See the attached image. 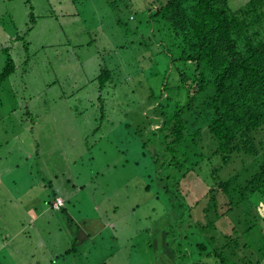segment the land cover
Here are the masks:
<instances>
[{
  "label": "rangeland",
  "instance_id": "1",
  "mask_svg": "<svg viewBox=\"0 0 264 264\" xmlns=\"http://www.w3.org/2000/svg\"><path fill=\"white\" fill-rule=\"evenodd\" d=\"M139 1L0 0V75L8 54L16 66L0 85V264H172L165 233L174 228L176 249L206 220L218 158L183 181L184 219L173 209L165 216L166 202L145 189L151 160L143 143L159 117L149 96L163 91L174 108L187 94L164 91L168 42ZM248 1L229 3L238 10ZM103 68L112 79L101 87ZM171 79L178 87V75ZM55 193L68 201L58 196L59 210ZM232 225L220 219L218 235L232 234ZM197 239L186 244L191 262L200 259Z\"/></svg>",
  "mask_w": 264,
  "mask_h": 264
},
{
  "label": "trees",
  "instance_id": "2",
  "mask_svg": "<svg viewBox=\"0 0 264 264\" xmlns=\"http://www.w3.org/2000/svg\"><path fill=\"white\" fill-rule=\"evenodd\" d=\"M144 3L153 33L168 42L163 53L172 72H167L163 89L176 88L187 94L186 102L174 108L170 97L163 100V91L159 96L152 91L149 96L150 103H157L151 114L159 117L150 118L143 143L144 155L151 160L145 189L154 190L166 202L165 216L173 209L184 219L190 207L181 192L183 181L199 172L205 162L219 159L210 170L213 184L203 208L206 220L195 225L198 232H190L184 245L176 249L172 248L177 242L174 228L165 233L170 242L164 245L172 264H205L206 257L219 264H262L264 0H249L238 10L231 8L229 0ZM134 5L129 2L125 7L135 10ZM7 62L0 85L16 71L9 54ZM100 72L104 87L112 75L107 68ZM173 73L179 77L178 87L172 85ZM153 124L159 128L153 129ZM223 198L225 212H221ZM224 217L233 224L232 234L220 237L217 223ZM255 231L259 240L252 235ZM193 235L198 237L193 257L199 252L200 259L191 262L185 248L192 245L189 238Z\"/></svg>",
  "mask_w": 264,
  "mask_h": 264
},
{
  "label": "crops",
  "instance_id": "3",
  "mask_svg": "<svg viewBox=\"0 0 264 264\" xmlns=\"http://www.w3.org/2000/svg\"><path fill=\"white\" fill-rule=\"evenodd\" d=\"M5 44H6V43H5ZM2 116H4V114H3ZM58 196H60V197H62V198L64 199V197H63L62 195H60V193H59V194H58V193H55V194H54V200H53V202L55 201V198H57ZM64 200H65V202H68V201H66V199H64ZM53 202H52V203H53ZM45 203H47V201H46ZM52 203L50 204L49 207H51ZM48 204H49V203H48ZM63 211H65V208H63V209H62L61 211H59V212H63ZM44 213H45L44 210H42V212H40L39 214H37V216L39 217L40 214L44 215ZM31 214H32V213H31ZM32 217L35 218V214H32ZM33 218H32V219H33ZM74 223H75V222H74Z\"/></svg>",
  "mask_w": 264,
  "mask_h": 264
},
{
  "label": "built area",
  "instance_id": "4",
  "mask_svg": "<svg viewBox=\"0 0 264 264\" xmlns=\"http://www.w3.org/2000/svg\"><path fill=\"white\" fill-rule=\"evenodd\" d=\"M54 206L56 209H61L63 207V200L62 198H57L55 201H54Z\"/></svg>",
  "mask_w": 264,
  "mask_h": 264
}]
</instances>
